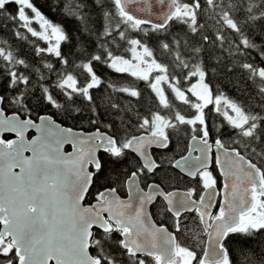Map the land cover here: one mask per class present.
I'll return each instance as SVG.
<instances>
[{"label": "trees", "instance_id": "trees-1", "mask_svg": "<svg viewBox=\"0 0 264 264\" xmlns=\"http://www.w3.org/2000/svg\"><path fill=\"white\" fill-rule=\"evenodd\" d=\"M176 2L191 8V14L177 15L166 28L157 29L132 21L117 0H0L3 109L33 119L48 114L64 126L99 129L120 141L149 131L144 122L158 115L172 125L171 136L183 149L195 126L181 123L179 117L196 115L200 106L191 88L202 81L213 97L223 98L246 117V123L236 127L207 111L208 133L238 149L264 174V0ZM30 11L62 33L56 49L47 48L38 32L23 22ZM144 50L164 70L162 101L150 79L111 65L116 58L130 59ZM177 91L187 97L180 100ZM165 152L168 157L178 153ZM137 162L130 153L120 158L103 155L89 194L103 187L121 191L124 177L136 170ZM151 176L163 185L189 182L169 162ZM185 230L192 251L199 255V239L191 238L200 234L198 222ZM178 238L179 246L186 247L184 238ZM102 241L103 259L123 257L113 234H105ZM224 245L229 264H264V226L231 233Z\"/></svg>", "mask_w": 264, "mask_h": 264}, {"label": "water", "instance_id": "water-1", "mask_svg": "<svg viewBox=\"0 0 264 264\" xmlns=\"http://www.w3.org/2000/svg\"><path fill=\"white\" fill-rule=\"evenodd\" d=\"M118 2L133 21L158 29L166 28L177 14L176 0ZM2 104L0 95V240L10 238L19 264H98L99 260L89 252L92 229L110 231V222L121 231L122 246L129 254L144 252L158 264H181L175 234L157 225L149 213L157 196L164 199L175 216L197 211L207 235L199 264H227L224 241L245 224L258 199H264L262 169L217 139L213 149L222 177L220 191L210 185L198 201L185 190L165 194L156 184L144 191L133 173L126 183L127 198L105 190L100 202L84 206L93 178L90 166L99 169V152H117L114 137L98 129L64 127L50 115H41L34 121L16 113L6 114ZM29 132L34 133L30 139ZM4 135L13 137L5 140ZM159 140L163 146L168 142L167 138L152 134L135 136L129 142V149L150 171L156 163L149 148ZM67 146L69 152L64 151ZM211 150L207 135L193 137L188 152L176 160L175 168L194 178L211 166ZM218 196V214L211 219Z\"/></svg>", "mask_w": 264, "mask_h": 264}, {"label": "flooded vegetation", "instance_id": "flooded-vegetation-1", "mask_svg": "<svg viewBox=\"0 0 264 264\" xmlns=\"http://www.w3.org/2000/svg\"><path fill=\"white\" fill-rule=\"evenodd\" d=\"M184 7H186L187 11L190 10V8H188L187 6L180 7L178 5V10H179L178 14H180L181 11H184ZM145 59L147 61H149L150 64L156 66V64L153 62L152 58L148 59L145 56ZM164 94H165V91H164V87H163L162 92H161V98L158 97L159 101L164 100ZM208 94H210V93L208 92ZM214 99H215V97H213L212 95H211V99H209V96H207L206 100H204L202 102L201 107L196 109V115L194 117H192V119L193 118H195V119L197 118V119L195 120V122L193 124L189 123L192 126H195V128H194V131L191 134V136L188 138V140L185 141V146L183 149L177 148V146H176L177 142L171 136L172 134H174V132H170V130H169L172 128V125L170 123H166V121L163 118H162V120L165 124V127L162 129V133H155L152 131L153 121L157 118H161L158 115H156L153 119L148 120V121L146 120L144 122V125H146V126H148V128H150L149 131L144 130L143 133L134 134V135L130 136L129 138H127L126 140L120 141L115 136H112L109 133H107L110 136L114 137V139L116 141V145H117V152L116 153H113L111 151L99 152V154H98V159L100 162L99 169H94L92 166H90V171L93 173L92 184H91V186H90V188H89V190H88V192H87V194L83 200V205L84 206H92L93 204L100 202L101 201V198H100L101 193L105 190H114L120 198H122V199L127 198L128 194H127L126 183H127V180L131 177V175L133 173H136V175L138 176L140 187L144 191H147L149 185L156 184V185L160 186V188L162 189V191L165 194H168V193L173 192L175 190L188 191L191 193L192 198L196 201H198L200 199V196L203 193L204 189L210 185H215L217 187V189L220 191L222 188V185H223L222 184V177L220 176V174L217 170V167H216L215 152L213 149L214 148L213 145H214L215 141L217 139H219L221 142V145L224 146L225 148H227V149H234V148L225 146L220 138L214 137L211 135V133L210 134L208 133L209 130H208V127L206 125V120H205L207 117V111H211L213 114H218V115L222 116L221 119L224 122L228 121L226 118L228 115V109H227L228 103H226V102L224 104L218 103L217 107L213 108V105L215 103ZM222 105H223V108H222ZM219 107H220L221 112L218 109ZM6 114H10V113L6 112ZM16 114H18V113H16ZM19 116L23 119L28 117V116L22 117L21 115H19ZM38 117L36 119H33L31 117H29V118L33 119L34 121H37ZM59 124H61V123H59ZM62 126H64V125H62ZM64 127H67V126H64ZM67 128H70V127H67ZM71 129H73V128H71ZM73 130H79V129H73ZM90 131H93V130H90ZM141 134H144V135L153 134V135L160 136L162 138H167V140H168V142L166 143L165 146H163L161 141L159 140L158 142H156V146L149 148V153L152 156L154 162L156 163V167L154 168V170H151V171L146 166H143L140 159L129 149L130 140L133 137L141 135ZM33 135H34V133L29 132L27 134V138L30 139L33 137ZM204 135H207L209 137V143L212 144L211 166L201 170L194 178L188 177V176L182 174L179 170H177L175 168V162H176V160H178L182 156L186 155V153L189 150V144H190L191 138H193V137L204 138ZM12 137H13L12 135H4L3 136V138L5 140H9ZM168 149H170V151H178V153H174L173 155L170 154V156L168 157L165 154L166 153L165 151ZM64 151L69 152L70 146L65 147ZM127 153H130L136 157V159L138 160V162H137L138 167L136 168V170L129 171V173L124 177L121 191H118V189L116 187H103V188L98 189L96 193L89 194V191H90V189L93 185V182H94L95 175L101 169L102 156L103 155H109V156L114 157V158H120V157L125 156ZM195 155H197V152H195ZM166 162H169V164L178 172L179 177H182L184 179H187L186 181H189L187 185H185V184L184 185H179V184L163 185L159 180H155L154 177L152 178L151 175L154 172H156V170H158L160 167L164 166V164H166ZM209 171L214 175L215 181L213 183L208 184V185H203L201 182L202 173L209 172ZM141 178H144V180L142 181ZM260 201H263V199H261V198L258 199L256 208L250 216L255 215V211H256V209L258 207V203ZM219 203H220V196H218V198H217L215 207H214L213 212H212L211 219H213L218 214ZM149 213H150L153 221L157 225L165 226V227H167V229L170 232L175 234L176 241H177V247H178V253L181 256V262L183 260H185V258H187V263L199 264L200 258L203 254V251H204V243H205L207 235L203 230V227H202L201 221H200V216L198 215L197 211L196 210L187 211V212L180 213L179 216H175L169 212L168 207H167L164 199L161 196H157L156 199L149 206ZM104 217H105V219L108 220V217L106 215ZM262 217L264 218V214H262ZM193 222L194 223L198 222V226L200 229V234H192L191 235V238H194V241H195V237H197L199 239V243H200L201 248H202L199 255L192 251L194 246H192L191 242L188 239H186L184 236V232L186 231L185 229L188 228V224L193 223ZM110 223L112 225L110 231H103V230L96 228V227H94L92 229L91 245L89 248V252L93 258H95L96 260H99L98 264H123L122 261H124V263L127 262L128 264H147L145 258L152 259L156 264H158V261L155 258L144 255V252L140 255L129 254L128 250L122 246L121 231L118 230L112 222H110ZM0 230H1V224H0ZM182 231H184V232H182ZM105 234H110V235L113 234L114 239H116L117 246L122 251V254H123L122 258H113V257H108L106 259L102 258V255L100 254L99 248H103V246L105 245V243H103V241H102L105 237ZM179 235L182 236L186 242V247H184V248L179 246V238H178ZM19 260H20V258L17 256L16 250L13 247L10 238H3L2 240H0V264H19ZM50 264H53V263L51 262Z\"/></svg>", "mask_w": 264, "mask_h": 264}, {"label": "rangeland", "instance_id": "rangeland-1", "mask_svg": "<svg viewBox=\"0 0 264 264\" xmlns=\"http://www.w3.org/2000/svg\"><path fill=\"white\" fill-rule=\"evenodd\" d=\"M21 3L23 4V1H21ZM24 3L27 4V1H24ZM188 14L191 13L189 11L187 12L186 8L184 7L182 15ZM23 17V22L26 24V26H28L29 28L32 27L34 30H36L39 34V37L47 42V48H50L52 50L57 48L58 43L63 38L62 33L57 28L50 27L51 35L48 36L47 25L35 11H30L29 16H27V14H24ZM34 23L36 24V26L33 25ZM148 55L149 54L147 51H140L139 53H133V56L130 59L121 60L116 58L111 62V65L119 71L130 72L132 74L145 77L146 79H150L151 88L157 94V96L161 98L162 88L165 85V82L167 81L166 76L164 74V70H162L158 65L154 66L145 59V56ZM68 85L72 84L69 83ZM191 91L193 99L199 103V106L202 105V102L206 100L207 96H209V99H211V94H208V92L204 88L202 81H199L195 85V88L192 87ZM176 94L181 100H184L187 97L185 92L177 91ZM214 100L215 103L213 105V108H216L218 103H225L224 99H222L221 97H215ZM227 109L228 115L226 118L230 123H232L233 126L242 127L246 123V117L238 110L231 107L229 104L227 106ZM179 120L183 124H193L196 119H189L180 116ZM164 127L165 124L162 118H157L153 121L152 131L155 133H162V129ZM214 181L215 177L210 171L202 173L201 182L203 185H208L210 183H213ZM262 214H264V201H260L258 203L255 215L248 216L246 223L240 228L239 231H247L252 228L256 229L259 227H263L264 218L262 217ZM181 264H189L187 263V258H185V260H183Z\"/></svg>", "mask_w": 264, "mask_h": 264}]
</instances>
